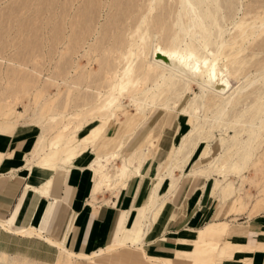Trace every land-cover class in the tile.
Instances as JSON below:
<instances>
[{"label":"rangeland","instance_id":"rangeland-1","mask_svg":"<svg viewBox=\"0 0 264 264\" xmlns=\"http://www.w3.org/2000/svg\"><path fill=\"white\" fill-rule=\"evenodd\" d=\"M206 1L210 8L208 21L212 23V25L208 23V28H212H210V36L206 40L207 44L210 42L211 53H216L219 46L221 61H231L232 58V61H236L237 65L235 63L231 69L235 72L236 80L245 77L258 78L257 80H260L262 76L264 78V0ZM178 2V0H0V136L13 137L19 134L21 129L30 125L38 128L35 145L30 152L29 167L38 166L42 161L41 158L51 153L52 147L60 149L64 143L61 139L72 134L76 127L82 132L84 139L87 140L89 135L93 136V130L99 126V121L90 120L91 115L117 96V92L114 90L115 85L123 80L124 72L130 62L132 63L133 59H136L137 62L135 60L134 65L138 69L142 63L150 60L151 54L148 53H151V48L157 42L165 44L164 46L171 43V38L176 30L174 20L179 6ZM153 5H155L154 9ZM149 7H152L151 10ZM243 35H247V39ZM138 44L143 45L142 48L145 46V50ZM233 51L235 57L232 56ZM225 57H228L227 60ZM144 60L146 61L143 62ZM137 72L140 74V70ZM256 73L257 75H254ZM140 77L137 88L133 92L137 98L135 103L128 96H126L127 99L123 98L125 102H122L126 107L130 106L127 109H131L132 112H135V108H131V105H138L139 112L146 115L148 112L143 109V104L147 100L146 91L153 85V82L151 80H148L149 83L144 82L142 78L140 80ZM234 84L236 83L234 82ZM169 87H163L165 89H162L155 98L150 100L152 101L151 107L155 106L158 112L152 116L151 120L149 119L150 121L144 123V126L147 123H159L164 115L163 109L167 108V105L172 107L173 110L165 121L163 129L159 131L158 137L151 139L155 141L154 147L149 144L151 141L149 142L148 137V140L143 139V143L132 150L137 138L134 139L128 144L125 155H122L110 166V172L112 173L116 166L123 164L122 159L126 157L130 159L135 151L140 154L136 156L139 158L149 149L151 152H155L160 148L166 127L169 125L170 128H173L176 125L174 130L166 136L170 142L169 149H171L179 127L177 121L181 118L182 113L189 121L184 132L191 130L189 126H195L192 133L193 140H190L191 146L189 145L188 152L186 150L183 155L184 157L191 155L184 167V175L189 177L192 171L202 170L207 179L212 176L216 183H220L221 189L230 185L234 190L232 197L237 195L239 204L242 205L240 212L251 208L248 214L251 220L259 213L264 212V124H262L264 123L262 122L264 121V99L260 100L262 96L264 98V79L250 88L251 90L246 91L241 98L239 97L240 99L235 104L238 106L235 108L234 105V109L229 111L227 120L224 121V129L218 127L213 130L210 129L206 119L216 114L219 105L217 98H212V96L202 98V94L196 86L187 87V85L178 84V87L175 85ZM158 105L160 106L158 107ZM123 111L116 113L119 118L110 121L105 136L119 132L121 124L126 121L127 117L126 111ZM140 120L137 117L135 125ZM162 121L164 120L162 119ZM206 127L208 128L206 129ZM253 130L254 133L256 130H260V136L258 135V140H254V145L252 144L251 159L243 161L244 153H242L240 145L254 136ZM248 134L250 135L248 136ZM106 141V139L95 141L93 151L89 148L84 157L88 154L95 156L106 153L110 149L104 145L107 143ZM112 147L114 148V146ZM10 150L9 157H12L14 148ZM236 154L237 156H235ZM222 155L225 158L221 160ZM60 158H67V153H62ZM231 158H237L233 163L234 168L244 165L239 174L230 173L229 161L232 160ZM165 159L157 163L158 167H162ZM217 161L221 166H226L227 174L226 171L220 172V174L219 172H217L218 174L211 173L210 165H214ZM135 164H137V160L134 161ZM153 182L154 186L156 182ZM120 186L124 185L120 184L112 193H108L111 196H114L115 193L117 195L118 188H122ZM253 224L255 222L252 221L251 229H253ZM206 232L168 234L170 237L180 238L176 240V243L170 239L166 242L155 243L172 250L173 254L168 253L166 257L151 256L152 251H148V247L151 245H146L142 250L125 249L122 251L121 254L127 258L129 263L114 261L112 264H255L251 257L240 259L236 255L264 250V233H259L260 243L251 247L234 243L227 237L229 234L224 235L222 237L224 241L220 243L222 238L212 239ZM197 236H206L208 240H204L202 243L187 240V238L191 239ZM208 254L210 257L207 256ZM58 256L52 263H45L21 254H10L0 250V264H67L68 258L65 255L59 252Z\"/></svg>","mask_w":264,"mask_h":264},{"label":"crops","instance_id":"crops-1","mask_svg":"<svg viewBox=\"0 0 264 264\" xmlns=\"http://www.w3.org/2000/svg\"><path fill=\"white\" fill-rule=\"evenodd\" d=\"M155 123L143 125L141 132L151 133ZM174 127H166L155 158L143 166L141 175L133 176L132 180L119 188L117 195L108 193L115 189L98 193L96 201L93 199V189L97 177L89 167L92 154L76 161L70 167L71 170L54 177L36 168L30 173V152L35 145L38 128L30 125L13 137L0 136V224L11 228V231H6L0 227V250L52 263L59 253L56 246L45 239L23 236L18 232L34 228L44 237L76 254L92 256L97 249L107 248L122 239L127 234L125 227L134 226L142 230L148 217L147 204L152 184L153 181L157 182V163L167 155L170 144L166 136ZM137 140L132 150L143 143V139ZM12 148L14 154L9 157ZM196 171H192L189 177L184 176L172 194L166 193L165 203L154 213L152 226L145 239V244L151 245L148 247V251H152L151 256L166 257L168 253L173 254L171 249L155 244L173 240L168 234L197 231H207V235L215 240L229 232L228 238L234 243L257 246L260 243L259 233H264V212L251 220L248 215L251 208L240 212L242 205L237 195L232 197L234 190L230 185L221 189L220 183H216L212 176L207 179L205 172L193 174ZM31 184L34 188L28 187ZM252 221L255 222L253 229ZM187 240L202 243L208 237L197 236ZM223 241L222 238L219 242ZM125 249L134 250L124 248L97 261L103 264H112L114 261L129 263L121 254ZM236 257H251L255 264H264V250L245 252ZM100 262L79 261L77 264Z\"/></svg>","mask_w":264,"mask_h":264},{"label":"bare ground","instance_id":"bare-ground-1","mask_svg":"<svg viewBox=\"0 0 264 264\" xmlns=\"http://www.w3.org/2000/svg\"><path fill=\"white\" fill-rule=\"evenodd\" d=\"M178 1H179L178 2L179 6H178V10H176L177 12L175 15V20H174V24H175L174 27L176 30H175L174 35L171 38L172 41L170 40L171 43L170 44L168 43L169 47L164 46L165 44L164 45L158 44V42H157V44L151 48L152 49L151 53H148V54H151V57L149 58L150 60L149 61L144 60L143 62L146 61L145 63H142V60H141L142 65H140V67L138 69L134 65V61L136 59H133L134 61L132 60L133 61L132 63L130 62L129 66L127 67L126 71L124 72L125 75L122 78L123 80L120 79V80H122L121 83L115 85L114 90L117 92V96H115L113 98L111 97L112 99L109 100L108 104H104L101 108L98 109V111H96V112L94 111L95 113H93L91 115L90 120H98L99 121V126H97V128H95V130H93L94 135L93 136L89 135V138L86 140V138L85 139L83 138L82 132L77 130L78 127H76V130L72 134H70L69 136H65L63 139H61L62 141H64V143H62L61 148L57 149V148L52 147L51 153L47 154L44 158H41L42 161L39 163L38 166L30 167V173L31 172L33 173L34 168L41 170V171H46L52 177H54L58 173H66L67 170L70 169V167L76 161H80V159L82 157H84V155L89 150V148H91V150L93 151V149L95 147V141H97L98 139H101V140L106 139L107 143H105L104 145L106 147H110V149L106 153H104L103 155L93 156L91 164H89L91 171L97 177V179L94 183V189H93L94 201L97 200L96 195L98 193H103L105 189L110 191L111 189H115L120 184L125 185L133 176L141 175L142 174L141 170H142L143 166L146 165L147 163H150L151 160H153L155 158L156 153L159 149L155 150V152L152 151L153 153L149 149L148 152L141 154L142 156L140 158L136 157L137 155L139 156L140 154L136 153V151H135L130 159L127 157L125 159H122L123 164L120 162L122 165L116 166L112 173L110 172V168H111L110 166L112 164H114V162H116L122 155H125V151H126L128 144L131 141H133L134 139L136 140V138L145 140L149 137V139H150L149 142L151 141L149 144H151V146L154 147L153 145H154L155 141L151 140V139H155L156 136L158 135L159 131H161L163 129V127L165 125V121L168 119L169 114L173 110V109H171L172 107L170 108L167 105V108L163 109L164 115H163L162 119L164 121H162V119L159 120V123H157V125L152 129L151 133L146 132L149 134H143L141 132L140 128L149 119L151 120L152 116L158 112L157 108L155 109V106L151 107L152 101H150V100H152V98H155L156 94L158 92L162 91L163 87H169L172 85H175V87H178V84H184L185 86L187 85V87L188 86L189 87L190 86H196L199 88V90L202 94V98H208L209 96H212V98L213 97L217 98L219 101V105H218V110L217 111L215 110L216 114L213 113L214 114V115L212 114L213 116L209 117L208 119H206V118L205 119L207 120L206 122L209 125L211 130L218 128V127H221L224 129V126H223L224 121L227 120L226 117L228 116L229 111L234 107L236 102H238L237 100L240 99L241 96L243 94H245L246 91H248L250 88L254 87L255 84L256 85H257V83L259 84L260 81L263 80L264 78L262 76V78L260 80H257L258 78L252 79L250 77H245L243 79L236 80L237 78L235 79V77H234L235 72H233L231 70L233 65L236 63V61H232L233 58L231 59V61H221L222 56L220 54L221 52H220L219 46H218L216 53H211V51L209 49V43L210 42L207 44L208 41H206V40H208V37L210 36V28H212V27L208 28L209 27L208 23L212 25L211 21L210 22L208 21L210 19V14H209L210 8H209L208 3H206L208 1H206V0H178ZM212 2H215V1H212ZM152 7L154 9L155 5H153ZM151 8L149 7V10H151ZM147 22L149 23V21H147ZM143 24L146 25V23H143ZM260 25H261V22H260ZM263 25H264V23H263ZM138 28H139V26H138ZM263 28H264V26H263ZM141 29H142V27H141ZM212 31H214V30H212ZM212 31H211V34H212ZM244 32H246V31L244 30ZM254 32H256V31H254ZM241 34H242V32H241ZM245 36H244V38L247 39V35H245ZM249 38H251V37H249ZM222 41L224 43V39ZM222 41H221V43H222ZM142 42H143V40H142ZM140 44H138V45H140ZM246 46H248V45H246ZM142 47H143V45L140 48H142ZM144 48H145V46H144ZM144 48H142V49H144ZM243 48H241V49H243ZM148 50H150V49H148ZM244 50H243V53H244ZM236 51H237V49H236ZM132 52H134V51H132ZM238 52H239V50H238ZM232 54H233L232 56H234V51L232 52ZM131 57H133V56H131ZM144 57H145V55H144ZM229 57H230V55H229ZM238 57H236V58L238 59ZM147 58H145V59H147ZM227 58H226V60H227ZM136 62H137V60H136ZM236 65H237V63H236ZM263 68H264V66H263ZM243 69H244V67H243ZM137 70H140V74L137 72ZM256 71H258V70H256ZM259 71H261V69H259ZM259 73L261 74V72H259ZM137 74H139V75H137ZM262 74H263V72H262ZM254 75H257V73ZM139 76H141L140 80L142 78L144 82L149 83L148 80H151L153 82V85L148 87L147 91L145 90L147 100L143 104V107H144L143 109L147 110L148 113L146 115H142V113H140L141 111L139 112V108H138L139 106L138 105H137L138 107L135 106L134 104L131 105V108H135V112H132L131 109H127L128 107L130 108V106L126 107V105L124 104L125 99L123 100V98H126V96H128V97H130L131 101L133 103H135L137 98H135V95H133V92L136 90L137 85L139 83V80H138ZM251 76H252V74H251ZM259 76H261V75H259ZM116 80L117 79H115V81ZM151 81H150V83H151ZM234 82L236 84H234ZM92 84H93V82H92ZM176 84H177V86H176ZM86 88H87V86H86ZM179 88H181L180 85H179ZM166 89H168V88H166ZM173 89H174V87H173ZM168 90H170V89H168ZM168 90H167V93H168ZM100 91H102V90H100ZM139 91H140V89H139ZM90 93H92V92H90ZM110 93H111V91H110ZM92 94H94V93H92ZM85 96H87V95H85ZM112 96H114V95H112ZM247 96H248V94H247ZM138 97H139V95H138ZM143 97H144V95H143ZM143 97H141V98H143ZM262 97L260 98V100L264 99ZM101 99H102V97H101ZM122 101H124V102H122ZM167 101H169V100H167ZM201 101H203V100H201ZM159 102H161V101H159ZM153 104H155V103L153 102ZM203 104H205V103H203ZM188 105H190V104H188ZM195 105H196V103H195ZM213 105H216V104H213ZM262 105H263V103H262ZM159 106L160 105H158V107ZM162 106H164V105H162ZM237 106H238V104H237ZM237 106L235 105V108ZM122 109L126 111L127 117H126V121L124 123H122V124L120 123L121 129L119 130V132L117 134L105 136V131H106L107 127L110 125V121L112 119L119 118L116 113H118L119 111H123ZM144 110H142V111H144ZM185 110H187V109H185ZM193 111H195V110H193ZM261 111H263V110H261ZM259 112L260 111H258V113ZM260 114H261V112H260ZM137 117L140 118L141 120L139 121V123L137 125H135V120ZM229 117H231V116H229ZM186 118L187 117L181 113V118H179L177 121V122H179L178 123L179 127H178L177 134L174 138L173 146L171 149L168 150V154H167V157L165 159V163L162 165V167H158V168H160V170H158L157 182L154 185V187L152 188V193H151V196L148 200V204H147L149 207L148 217L146 218V223H145L144 228L142 230H141V228L138 229L134 226L125 227L127 234L122 239L115 241L114 243H112L107 248L97 249L94 253H92V256H88L85 254L84 255L76 254V253L68 250L65 246H63V245H61L55 241H52L50 238L44 237L40 231H38L37 229H34V228H30L29 230H25V231H19L18 234H25V235L45 239L50 244L56 246L58 248L60 254L65 255L68 258L67 264H77V262H79V261L80 262L97 261L98 259H101L105 255L118 253L121 250H123L124 248H132V249L142 250L146 246L145 239H146V237L150 231V228L152 226V223H153L152 217H153L154 213L160 208V206L163 205L166 201L164 198L165 194L166 193L172 194L176 190L180 181L185 176L183 173V170H184V167L186 166L188 160L190 159L191 155H187L186 157H184L183 155L190 145V140L192 139V135H193L192 134L193 129L195 128L194 125L189 126V127H191V130H188L186 133L184 132L186 126L188 127V125H189V121ZM194 120H195V118H194ZM262 120H263V118H262ZM137 122H138V120H137ZM262 122H264V121H262ZM262 124H264V123H262ZM255 125H257V124H255ZM258 127H259V129H261L260 126H258ZM207 128L208 127H206V129ZM231 128H232V126H231ZM210 129H209V131H210ZM227 129H229V128H227ZM231 130L233 131V129H231ZM237 130H238V128H237ZM254 130L252 133H254ZM209 131H207V132H209ZM251 131H250V133H251ZM259 131L260 130H256L254 133V136L252 135L253 137H251L248 141L245 140V142H243L240 145L241 151H242V153H244L243 161H248L251 159V157H252L251 152L253 150L252 144H253L254 140H256L258 138ZM164 132H166V131H164ZM249 135L250 134H248V136ZM196 137H198V136L196 135ZM204 138H205V136H204ZM167 139H168V137H167ZM239 142H242V141H239ZM146 144H147V142H146ZM89 145H91V146H89ZM112 146H114V148ZM34 150H36V149L34 148ZM46 152H47V150H46ZM187 152H188V150H187ZM37 153H39V152H37ZM62 153H67V158H60ZM232 156H234V155H232ZM235 156H237V154ZM224 158H225L224 155H222L221 160ZM135 160H137V164L134 165ZM236 160H237V158L236 159L233 158L232 160L229 161L230 162V171H231L230 173L239 174L242 171V169L244 168V165L240 166L238 168H236V167L234 168L233 163ZM219 161H220V159H219ZM219 161H217L214 165H210V170L212 171L211 173L219 172V174H220V172L226 171V174H227L228 169H226V166H223V165L221 166L219 164ZM132 165H133V167H131ZM201 172L202 171H196V172H193V174L197 175ZM164 185H165V188L162 189ZM28 187L34 188L33 184L29 185ZM120 187H122V186H120ZM0 227L4 228L6 231H11V228H8L7 225L4 223H1ZM141 233H142V235H141ZM227 234H229V233H227ZM198 235H199V233H198ZM176 238L177 237H173V240L175 241ZM201 239L203 240V237ZM207 256L210 257L209 254ZM205 264H207V263H205Z\"/></svg>","mask_w":264,"mask_h":264}]
</instances>
